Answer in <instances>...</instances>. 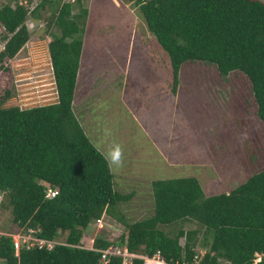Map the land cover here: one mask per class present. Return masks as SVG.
<instances>
[{
    "label": "trees",
    "instance_id": "1",
    "mask_svg": "<svg viewBox=\"0 0 264 264\" xmlns=\"http://www.w3.org/2000/svg\"><path fill=\"white\" fill-rule=\"evenodd\" d=\"M133 1L169 56L172 93L186 64L213 65L223 79L241 73L249 81L256 115L264 122V1ZM45 7L50 14L41 20ZM29 12L32 19L43 22L50 36L57 100L28 108L5 106L12 87L1 84L0 214L8 211L9 220L24 233L30 228L39 238L58 242L50 249L21 244L16 254L12 237L1 235L0 261L122 264L118 255L101 261L100 250L115 246L135 255L131 264H144L145 258L147 264H160L149 259L157 253L173 264H264V168L254 170L245 157L239 164L248 173L246 179L227 193L206 196L195 176L157 179L151 182L149 216L128 222L115 214L118 203L131 194L115 190L102 152L73 108L89 9L83 0H38L32 9L20 0L2 4L0 74L34 32L26 25ZM48 188L56 190L51 198L46 196ZM103 214L124 224L118 238L91 237L90 225ZM187 223L196 227L185 228ZM201 228L210 237L204 252L198 246ZM0 229L13 232L4 223Z\"/></svg>",
    "mask_w": 264,
    "mask_h": 264
},
{
    "label": "rangeland",
    "instance_id": "2",
    "mask_svg": "<svg viewBox=\"0 0 264 264\" xmlns=\"http://www.w3.org/2000/svg\"><path fill=\"white\" fill-rule=\"evenodd\" d=\"M7 2L0 0V6ZM37 2L27 0L30 8ZM83 4L89 16L73 108L101 152L113 143L124 150V166L111 172L115 190L131 196L118 203L116 215L128 222L149 216L153 180L195 176L208 196L227 193L246 179L241 156L254 170L264 168V122L256 115L247 77L239 73L223 79L213 65L186 64L172 93L169 56L148 31L138 5L133 0H83ZM49 14L47 7L42 9L41 20ZM30 16L27 28L34 24V32L0 74V87H12L5 106L28 108L57 100L50 36L42 21ZM95 222L90 225L92 238L97 234L114 240L125 231L124 224L109 214H104L101 225ZM0 223L18 230L8 211L1 212ZM205 234L201 228V252L210 240ZM259 260L257 255L255 261Z\"/></svg>",
    "mask_w": 264,
    "mask_h": 264
},
{
    "label": "built area",
    "instance_id": "3",
    "mask_svg": "<svg viewBox=\"0 0 264 264\" xmlns=\"http://www.w3.org/2000/svg\"><path fill=\"white\" fill-rule=\"evenodd\" d=\"M20 2H22V3L27 5V0H20ZM29 9H32V8L29 7ZM26 25H27V22H26ZM33 27H34V24H32L31 28H33ZM31 28H28V29L29 30H33ZM55 194H56V190L55 189L48 188V190L46 192V196L48 198L53 197ZM1 198H2V195L0 194V203H1ZM103 217H104V214L100 218L96 219L95 224L98 225V226L101 225ZM1 235H9V236L12 237L13 242H14V248H15L16 254L18 253V250H19V247H20L21 244H26L27 247H29V246H38L39 248L46 246L48 249H50V248H52V246L55 243L58 242L56 240H49V239L39 238L38 236H36L34 234V231L32 229H30V228L27 230L26 233L20 231L19 229L17 231H13V232H5L3 230H0V236ZM92 241H93V239H91V242ZM100 251H101V261H104V262H107V260H108L107 257L108 256H110V255H118V256L123 257L122 264H131V259L133 257H135V255L130 254L128 252L126 247L109 246L108 248L102 249ZM152 259L153 260L157 259L155 261H159V259L162 260L160 258L159 253H157ZM162 262L164 264H173V263H167V262H165L163 260H162ZM175 264H196V263H179V262H177Z\"/></svg>",
    "mask_w": 264,
    "mask_h": 264
},
{
    "label": "clouds",
    "instance_id": "4",
    "mask_svg": "<svg viewBox=\"0 0 264 264\" xmlns=\"http://www.w3.org/2000/svg\"><path fill=\"white\" fill-rule=\"evenodd\" d=\"M109 171L119 170L124 166V150L119 143L111 144L106 152L101 153Z\"/></svg>",
    "mask_w": 264,
    "mask_h": 264
},
{
    "label": "bare ground",
    "instance_id": "5",
    "mask_svg": "<svg viewBox=\"0 0 264 264\" xmlns=\"http://www.w3.org/2000/svg\"><path fill=\"white\" fill-rule=\"evenodd\" d=\"M150 259V258H149ZM150 260H152V261H155V260H153V259H150ZM155 262H158V263H160L159 261H155Z\"/></svg>",
    "mask_w": 264,
    "mask_h": 264
}]
</instances>
